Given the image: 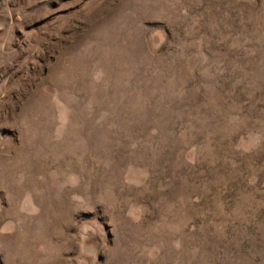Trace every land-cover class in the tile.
I'll return each mask as SVG.
<instances>
[{
	"label": "rangeland",
	"instance_id": "1",
	"mask_svg": "<svg viewBox=\"0 0 264 264\" xmlns=\"http://www.w3.org/2000/svg\"><path fill=\"white\" fill-rule=\"evenodd\" d=\"M0 264H264V0H0Z\"/></svg>",
	"mask_w": 264,
	"mask_h": 264
}]
</instances>
